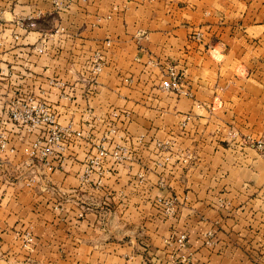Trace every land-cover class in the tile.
<instances>
[{
  "label": "crops",
  "instance_id": "1",
  "mask_svg": "<svg viewBox=\"0 0 264 264\" xmlns=\"http://www.w3.org/2000/svg\"><path fill=\"white\" fill-rule=\"evenodd\" d=\"M28 95L83 134L50 167L8 119ZM0 127V264H264V0H0ZM98 139L127 156L83 183Z\"/></svg>",
  "mask_w": 264,
  "mask_h": 264
},
{
  "label": "built area",
  "instance_id": "2",
  "mask_svg": "<svg viewBox=\"0 0 264 264\" xmlns=\"http://www.w3.org/2000/svg\"><path fill=\"white\" fill-rule=\"evenodd\" d=\"M56 6L59 5V0H53ZM36 16H28L26 18H20L16 25L26 29L35 25ZM14 39H18L17 33L13 34ZM44 46L36 47L38 53L44 51ZM103 66V61L99 54L93 56V60L90 66V73L97 75ZM167 78L161 82V87L165 91L176 92L179 90V75L172 68H169L166 73ZM8 119L12 124L19 125L26 129V133L29 131L37 132V138L27 142L28 157L33 160H38L46 166L50 167L54 162H60L63 153L68 146L77 138L83 137L81 130H73L70 126H62L56 120L55 114L51 111V108L44 102L37 100L28 95L23 98L17 97L13 100L8 107ZM111 127V125L109 126ZM8 130H0V151L13 152L15 149L13 146H9ZM110 131H113L111 128ZM106 141V140H105ZM244 144H249L264 156V133L255 137H246ZM95 157L87 159L85 161V167L83 173L80 175L83 183L89 178L90 171L95 165L100 163L103 159L110 157L114 164L120 163L127 156V148L125 145H117L110 143L104 144V140H101L100 144L95 145ZM100 160L99 161H97ZM160 206H163L164 214L171 215L175 212L174 203L171 200L157 198ZM26 242L30 243L32 237L26 235ZM184 243V236L179 238V244Z\"/></svg>",
  "mask_w": 264,
  "mask_h": 264
},
{
  "label": "rangeland",
  "instance_id": "3",
  "mask_svg": "<svg viewBox=\"0 0 264 264\" xmlns=\"http://www.w3.org/2000/svg\"><path fill=\"white\" fill-rule=\"evenodd\" d=\"M16 128H18V129H20L21 131H23L24 133H26V129L24 128V127H20L19 125H15V124H13ZM0 130H7L6 128H4V127H0ZM27 134V133H26ZM37 132H35V131H29V133L27 134V139H28V142H30L31 140H34L35 138H37ZM101 140L102 139H98L97 141H95L94 143H93V146L95 147V145L96 144H100L101 143ZM95 153H96V150H95V152L93 153V154H91V155H89V156H87V158L86 159H89V157L91 156V158H94L95 157ZM97 161H99L100 162V160H98L97 159ZM95 166H97V165H95ZM90 175V174H89ZM163 198H161V200H162ZM152 205L154 206V207H156V209H158L161 213H163L164 212V210H163V206L161 207L160 206V204H159V202H158V200L157 199H155V201H153V203H152ZM160 208V209H159Z\"/></svg>",
  "mask_w": 264,
  "mask_h": 264
}]
</instances>
